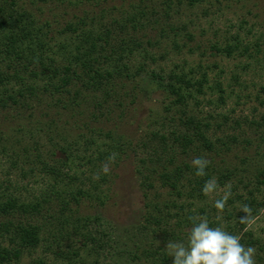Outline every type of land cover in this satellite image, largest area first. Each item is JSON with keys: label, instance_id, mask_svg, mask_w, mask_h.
Returning a JSON list of instances; mask_svg holds the SVG:
<instances>
[{"label": "trees", "instance_id": "1", "mask_svg": "<svg viewBox=\"0 0 264 264\" xmlns=\"http://www.w3.org/2000/svg\"><path fill=\"white\" fill-rule=\"evenodd\" d=\"M101 1L51 0L55 6L45 12L46 0H0V112L28 110L25 119L30 121L48 117L38 129L54 128L58 136L48 139L46 152L16 147L22 154L12 168L23 176L36 172L46 184L38 194L23 197L9 193L8 183H0L4 185L0 187V264L18 260L24 250L47 241L49 248L59 240L67 247L59 253L67 264H86L87 257L99 264L98 253L110 249V238L98 229L102 217L92 214V209L105 208L116 176L112 169L130 154L144 201L136 226L141 238L133 251L125 249L117 257L126 255L130 264H173L165 251L167 243L186 241L193 222L206 218L211 227H221L245 247H254L256 264H264V242L246 229L245 221L247 214L255 216L264 206V116L239 120L222 112L204 114L205 98L217 109L226 104L220 79L209 82L206 70L196 76L198 71L185 70V64L179 70L160 66L169 55L194 54L202 48L191 46L195 36L186 23L171 16L173 8L206 0H160L157 5L148 0L151 3L139 10L134 3L115 5L112 10L118 17L109 23L103 21L109 12ZM68 8L78 13L50 15ZM95 8L99 16L91 14ZM146 8H152V14ZM54 35L59 39L53 40ZM239 41L222 49L215 43L199 57L208 51L212 57L237 55L248 60L264 54V44L255 43L250 49ZM121 87L126 91L123 97L132 91L131 102L149 93L150 101L162 104L160 109H148L146 128L138 129L134 143L118 132L127 125L124 111L112 112ZM37 101H45L44 110L52 111V118L34 109ZM17 130L23 132V126ZM2 135L0 154L10 150ZM113 154L115 159L109 161ZM198 156L210 161L203 177H197L191 165ZM212 178L217 188L231 189L225 207L195 209L206 198L205 181ZM233 204L243 212L229 209Z\"/></svg>", "mask_w": 264, "mask_h": 264}, {"label": "rangeland", "instance_id": "2", "mask_svg": "<svg viewBox=\"0 0 264 264\" xmlns=\"http://www.w3.org/2000/svg\"><path fill=\"white\" fill-rule=\"evenodd\" d=\"M152 1L153 3L156 2L155 5H157L160 0ZM132 3L139 10L143 6L149 5L148 3H151V1H101V7L109 12L106 16L104 15V23H109L112 17H118L115 11L112 10L113 6L128 7ZM53 6H55V2L46 0L45 12ZM146 9L149 11L148 14H152V8ZM90 10L92 12V8ZM63 13H65L64 17H70L72 14H77L78 11L68 8L64 12L60 9L50 12V15L59 14L62 16ZM99 13L98 8H95L91 14L99 16ZM171 17L175 21L186 23L189 31L195 36L191 46L201 45L202 48L196 50L194 54L169 55L167 61L160 66L167 70H179V66L185 64V70L195 68L198 71L196 76L206 70L209 73V82L212 79H220L225 89V106L217 109L214 105L209 104L205 98L202 101L203 113L210 112L215 115L222 112L230 119L239 120H259L261 116H264V54L262 52L256 54L258 58L249 60L237 55L226 58L218 54L212 57L209 51L205 57H199L202 50H209L211 45L217 43L222 49L226 45L235 44L237 38L240 40L241 46L248 45L251 46L250 49L254 48L255 43H258V45L264 44V0H206V2L193 7L183 5L179 9L173 8ZM55 39H59L57 35H54L53 40ZM212 63H216L218 66L214 67ZM198 65L200 68H198ZM234 78H237V81ZM125 92L122 87L118 90L119 97L115 100L112 112L120 115V109L124 111V119H126L127 125L122 126L123 128L121 127L122 129L120 128L118 132L125 135L127 141H133L134 143L139 139L138 129L146 128L148 109H160L162 104L160 105V101L156 100L155 96V101L153 99L150 101L149 93H145L143 96L137 97L135 102H131L133 101L132 91L130 96L123 97ZM208 94L210 96V93ZM45 105V101H37L34 109L43 110V114L52 118L53 112L46 113V110H44ZM138 105H141V108L135 109ZM25 117H28V110L22 111L20 114L11 110L0 112V133L7 139L10 146V150L0 154V183H8L9 193L28 197L43 190L46 180L39 177L36 172L33 174L25 172V176H23L18 168H12L11 163L19 160L22 154L18 148H22V145H24L27 148H38L42 152H46L50 148L48 139H51V137L58 138V136L57 131L53 130L54 128L45 131L38 129L40 124L43 125L48 120V117L39 120L35 116L37 118H31V121L30 119L26 120ZM35 121L40 122L34 124ZM19 125L23 126L24 131L21 133L17 132ZM58 132L62 136L67 134L64 131ZM115 136L118 138V135ZM133 162V156L130 154L121 162L118 168L112 169L113 175L116 176L111 180L110 193H108L109 199L105 208L101 210L93 207L92 209V214L102 217L98 229L106 232L108 238H110V241L108 240L110 249L107 250L108 248H106L98 253L99 264H130L126 255L120 259V257H117V252H122L125 249L133 251L135 245L140 242L141 233L136 226L139 225L141 220L144 201L139 181L134 173ZM81 170L86 171L87 168L83 166ZM0 187L3 188L4 185H0ZM226 190L227 187H220L212 193L205 194L204 201L199 205H195L194 208L198 209L201 205L214 206L215 201ZM232 207H236L235 213L238 211L243 212V208L237 204L228 205L229 209ZM245 221L246 229H250L264 242V206L255 216L250 213L247 214ZM65 250H67V247L64 241L59 240L49 248L47 241L45 245L42 244L36 249L24 250L18 260L8 264H67V260L59 256V253ZM85 261L86 264H93L91 257L85 258ZM75 264L81 263L77 262Z\"/></svg>", "mask_w": 264, "mask_h": 264}, {"label": "clouds", "instance_id": "3", "mask_svg": "<svg viewBox=\"0 0 264 264\" xmlns=\"http://www.w3.org/2000/svg\"><path fill=\"white\" fill-rule=\"evenodd\" d=\"M115 159V154L109 157V161ZM192 168L197 177L207 174L206 169L210 161L204 157H195L191 161ZM102 171L107 174L109 168L103 166ZM217 189L215 178L205 181L202 192L212 193ZM231 196L230 187L215 201V208L222 210ZM158 243V242H157ZM169 257L173 258V264H256V249L252 246L245 247L239 238L221 227H211L206 218L193 222L188 231L186 241L171 240L166 245Z\"/></svg>", "mask_w": 264, "mask_h": 264}]
</instances>
